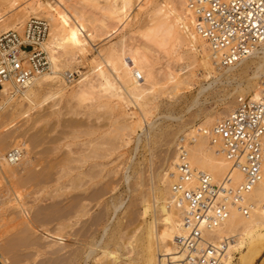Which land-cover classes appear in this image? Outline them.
<instances>
[{
	"label": "rangeland",
	"instance_id": "obj_1",
	"mask_svg": "<svg viewBox=\"0 0 264 264\" xmlns=\"http://www.w3.org/2000/svg\"><path fill=\"white\" fill-rule=\"evenodd\" d=\"M33 1L34 0H30L25 3L20 0L14 8L10 9L4 0H0V16L6 14L3 16L0 26L12 25L13 23L17 24L21 21H23L22 25H24L31 17L48 22L47 18L42 15L40 16V14L35 11L34 13L30 9L28 4H32ZM155 1L160 4L163 3L164 0ZM50 2H52V0H50ZM64 3L65 7H69L66 9H68L70 13L78 11V13L88 21L87 24L90 25L88 29L93 35V38L89 39L88 43L85 45L84 52L78 54L70 61L67 67L60 68L59 76L64 82L66 81L65 72H80V76L84 74V76H89L82 85L91 84L95 92L99 90V84L102 80L98 78L99 76H97V70L95 68L96 62L99 60L98 54H104L110 47L115 50L119 49L121 46L120 40L123 39V43L126 47H134V49H138L148 57V62L153 66V72L156 74L158 84L154 91L155 94H152L147 99L150 100L151 109V112L148 114L145 115L136 104L132 106L133 103L129 105V107L123 106L125 112L129 114V117L134 114L132 116L133 120L140 121V128L137 129L134 134L128 135V145H125V142H123L128 139L127 136L124 137L126 133H122L124 135L119 139L120 143L116 142L118 139L115 140L118 146L114 149H110L112 146L111 143L113 142L109 140V137L114 135L112 132H115L113 130H115L117 124L113 122H116L117 118L103 105L105 103L103 99H97L95 94L87 95V92H85L78 97L69 95L71 93V88L77 89V83L71 86V84H66L65 82L64 85H67L68 90L63 92L62 96H56L54 99L50 97L41 102V97L49 95L50 91L56 89V87L54 88V86H52L53 84L51 81L42 82L38 89L39 97L38 100L35 101V107H31L30 111L24 116L12 115L9 110V106L17 102L20 98L19 96L12 97V99L6 103L7 97L4 95L3 97L0 94V105L2 106V108L0 106V199L3 204L6 203L9 205L6 209L7 211H2L0 209V254L6 258L9 264H54L55 261L53 258H56L57 255H61L66 251L64 250L62 253H56L58 245L56 244L57 248L55 245H52L56 242V236L52 237L53 240L52 238H47L46 240L43 239L41 235L43 230L46 232V229L49 228V231L53 233L55 231L54 228L57 227L53 216L55 214L53 213L55 209L52 210V213H49L50 215L52 214L54 221L50 218L52 216L46 213L48 210L51 212L53 208L50 209L49 206L54 201L39 202V206H42L36 207L31 213L29 207L32 205L33 196H35V199L44 200L49 191V189H44V187L52 184L55 177H61V175L65 177V175L68 174V171L66 173V169L68 167L71 168L70 166L81 168L73 169L75 170L73 172L69 170L72 173L70 175L69 172V175H66V177H75L76 174L81 175L83 174L82 172L86 170L85 174L88 175L87 177H92L91 173L94 172L100 177L110 178V180L114 182L118 181L117 190L114 193L115 195H113L116 197L119 196V204L114 212H109V220L107 219L108 221H106V224L110 221L108 223L110 225L107 224L108 226L114 224L118 219L125 218L128 214L132 216L135 214V218H133L135 225H137L138 222L139 224L143 223V220H154L155 215L153 213L152 216V212H149L145 218L139 216L143 211L142 200L144 199L145 201L146 199L147 203L151 205V209L155 211L157 203L154 199L159 197V191L162 188V186L157 187V178L163 172H167L169 167H171L175 157L174 155H176L175 146L178 138L183 137L189 128L192 126L195 127L208 117H214L213 119L218 121L222 116L224 117L229 114L234 109L236 98L240 96L239 91L249 84L247 82L249 78L253 75L261 76L264 72V64L260 62L257 63L255 60H249L250 62L246 61L243 63L244 65L246 63L248 65L252 63L249 67L246 65L248 69L244 68L246 66L243 64L236 65L237 67H234L228 72L229 75L233 76L230 77L226 74L225 77L228 76V78L225 79L223 76V78H220L221 80H218L219 82L208 86L210 81H206L202 78L203 70L199 63L192 64L194 66L190 67L191 70L186 69L182 71V73H177L179 67H181L180 65H183L184 62L186 64L192 63V55L183 49H178L179 51L177 50L176 53L175 51L170 52L171 49L169 50L170 47H168V45L164 47L163 44L157 41V34L150 35V7L139 5L141 6L139 10L138 7L135 8L139 2L136 3L134 1L131 10L128 12L131 20L125 30L120 31V29L117 28L116 21L107 22L109 20L105 18L107 13L103 8L109 6V4H106L102 0L97 4H94L91 0H66ZM102 20L108 23L104 27L101 25ZM48 24L51 27V23L48 22ZM180 55H183V59H179ZM169 71H171L170 73L175 71L180 78L192 74L196 84L191 88L182 87L176 93L172 91V86L167 84ZM237 90L239 91L236 93ZM242 96L250 95L247 94ZM18 102H20V100ZM121 120L120 118V121ZM75 124H78V126ZM75 131L77 136L75 135ZM95 131L98 133L96 132V134ZM100 131L105 135L108 132L107 134H109V136H105L107 138H104ZM99 134H101L103 136L102 138L105 140L100 138L99 136L101 135ZM69 137H73V139ZM92 139L95 140L93 141L94 143L91 144L90 142ZM87 140H89L88 146H86ZM89 144H91V147ZM96 144L98 145L96 146ZM16 147L23 149L24 160L16 165H11L5 161L4 156L9 150ZM88 147H90V149L86 151ZM91 149L93 152L97 150L99 155H96L98 157L102 154H104L102 156L107 155L104 158H102V156L101 158L94 157L93 154H95V152H91ZM89 151L94 158L91 155L89 156ZM85 152H88L87 157H91L89 158L91 160L85 159L83 155L85 161L84 163L81 162V165V163H79L80 160L76 161L73 159V157L75 159L79 158V154L81 155ZM68 157L73 159V161H71L73 164L70 162L72 159ZM83 157L80 156V159H83ZM67 159H70L68 161L70 163L65 161ZM24 161L30 162L31 165L23 164ZM75 161L79 166L75 165L77 164ZM66 163L69 164V166L67 164V168H65ZM89 165L93 167L90 166V170L88 169ZM60 168L62 172H57ZM87 169L90 171V176ZM96 174H94V177H98ZM76 177L80 176L77 175ZM82 177H84V175ZM35 178H42L45 182V186H40V184L35 185V180H32ZM40 190H43L44 194H40L39 197L29 194L31 191H39L38 193H40ZM113 195L107 194L102 199L109 200ZM64 198L66 199V197L60 199L63 200ZM12 200L13 202L15 201L14 206H10ZM60 202L57 203V208L54 207V204L52 206L56 209H61L62 207L68 208L70 205L68 200H63L62 204ZM60 204L62 206H60ZM63 208L61 211H63ZM93 210L97 211V208L94 207ZM256 217L258 216L256 215ZM44 218H49L52 222ZM123 221L125 220L123 219ZM44 222L47 223L44 225ZM39 225H44L46 228L43 227L44 229L42 230ZM51 225L53 226L51 227ZM160 227L161 223L157 222L156 231L160 230ZM108 228L110 227H107V230ZM42 234L45 236L44 232ZM262 237L256 238L255 243L254 241L248 243L249 246L246 245L243 249L233 252L231 264H264V236ZM29 242L30 244H28ZM67 242L69 241H64L65 244ZM25 243H27L28 246L30 245L29 247L31 249H29ZM36 243H39V246H37ZM33 244L36 246L32 249ZM68 244H70V242L66 245L68 246ZM43 246H46L47 249ZM36 248L39 250H35ZM66 249H68V247H66ZM47 251H49V253Z\"/></svg>",
	"mask_w": 264,
	"mask_h": 264
},
{
	"label": "bare ground",
	"instance_id": "obj_2",
	"mask_svg": "<svg viewBox=\"0 0 264 264\" xmlns=\"http://www.w3.org/2000/svg\"><path fill=\"white\" fill-rule=\"evenodd\" d=\"M4 1L8 4V8L10 9L14 8L15 5L20 2V0ZM22 1L26 3L30 0ZM65 1L52 0V2H50V0H34L32 4H28L33 12L35 11L39 13L40 16H44L45 18H47L48 22L51 23L50 27L48 22L46 21L49 26L50 33L47 37L48 41L46 39L42 44V49L46 52L49 62V69L45 73L35 77L30 86L21 95H19L20 102H18L19 100H17V102H14L9 106V110L12 115L24 116L30 111L31 107L35 105V101L38 100V89L39 86H41L42 82L51 81V83L53 84L52 86H54V88L56 87V89L50 91L49 95L41 97V102L49 99L50 97L54 99V97L56 96H62V93L66 92L68 90V87L66 85L67 82L65 81L66 84L64 85L65 82L59 76L60 68L67 67L70 61H72L78 54H82L84 52V47L88 43L89 39L93 38L92 32H90V30L88 29L90 28V25L87 24L88 21L82 15H80L78 11H73L74 13H70L69 10L66 9L69 7H65ZM91 1L94 4H97L101 0ZM102 1L106 4H109V6H105L103 8L107 13L105 15V18L109 20L107 22L116 21L117 28L120 29V31L125 30L129 21L131 20L128 12L131 10L134 1L136 3L139 2L135 6V8L138 7L139 10L141 9V6L139 5H146L150 7V35L157 34V41L163 44L164 47L168 45V47H170L169 50L171 49L170 52L175 51L176 53L178 49H183L187 53H191L192 55V63L186 64L184 62L185 64L183 63V65H180L181 67H179L177 73H182V71H185L186 69L191 70L190 67L194 66L192 64L199 63L203 70L202 78L206 81H210L208 86L219 82L218 80L220 78H223V76L225 77V75L228 74L231 69L245 63L246 61L248 62L249 60H255L257 63L260 62L264 64L263 43L251 56L238 62L236 64L237 66L234 65L226 68L216 66L212 60L211 53L206 44L196 35L193 30V19L185 10L184 0H164L163 3L160 4L155 0ZM4 15L6 14H3V16ZM3 16H0V22L2 21ZM22 22L23 21L19 23L16 22L17 24L13 23L12 25H2L0 26V32L15 29L17 31H21L24 26L22 25ZM107 22L102 20V27L108 24ZM120 43L121 46L119 49L115 50L114 48L110 47L104 54H98L99 60L96 62L95 68L97 70L96 74L97 76H99L98 78L102 80L101 83L99 82L100 84L99 90H97L98 92L94 91V88L91 84L82 85V83L85 82L89 76H84L85 74L83 76H80V72H73V74L76 73L77 77L80 78L79 80L77 78L70 82L71 86L77 83V89L75 90L71 88V93L69 95L78 97L80 94L85 92H87V95L95 94V97L97 99H103V102H105L103 105L108 108L109 111L117 118L116 122H113L114 124H117L115 130H113L115 132H112L114 133V135H111L109 137V140H112L113 142L111 143L112 146L110 149L117 148L118 144L115 143V140L118 139L116 142L120 143L119 139L123 137L124 134L122 133L124 132L126 133L124 137L127 136L128 139L123 141L122 138V141L125 142V145H128V135L134 134L136 130L140 128V121L133 120L132 116L134 114L129 117V114L125 112L123 106L129 107V105H132L133 103L132 106H135L136 104L140 108V110L144 112L145 115L148 114L149 112H151V109L150 100L147 99L152 94H155L154 91L158 84L156 74L153 72V66L148 62V57L145 54L141 53L138 49H134V47H126V45L123 43V39L120 40ZM182 56L183 55H180L179 59H183ZM250 64L252 63H249V65ZM246 65L249 67L247 63L244 66ZM247 66L244 68L248 69ZM170 72L171 71L168 72L169 75L167 76V84L171 85L172 91L176 93L182 87L191 88L196 84L192 74H190L189 76L185 75L186 77L180 78L175 71H172L173 73ZM67 74L68 73L65 72L64 75ZM135 74H139L142 79L137 80ZM262 75H253L252 77H250L247 81L249 84L244 89L240 88V91L237 90L236 93L239 91L240 96L248 94L252 99H256L258 97L259 81ZM228 76L231 77L233 75L228 74ZM228 76H226L225 79L228 78ZM0 94L1 96L4 95L5 97H7L6 103L7 101H10L12 97H14L8 93L6 87L0 90ZM120 118L122 119L121 121ZM213 118L208 117L203 122L199 123L195 127L192 126L187 130V132H185L183 137L187 139H193L192 144L188 146L189 161L191 165L196 169L209 174L214 182L225 183V178L229 177V179H231V184L237 186L243 182V176L239 169L235 166H232L228 161H226L225 158L220 153H218V146L211 144L209 137L202 134V130L210 129L215 125V122L217 123L220 120L219 119L217 121ZM76 126H78V124ZM96 132L97 131H95V133ZM107 133L105 135L102 132L104 138H107L105 136H109V134ZM75 135L77 136L76 131ZM102 135L99 137L102 138ZM70 139H73V137ZM94 140H90V143H94ZM88 141L89 140L86 141V146H88ZM91 144H89L90 147ZM97 145L98 144H96V146ZM262 145L264 147V136L262 137ZM90 147H88L86 151H88ZM90 151L93 152L92 149ZM90 151L89 153L85 152L84 154H79V158L75 159L73 157V159L76 161L80 160L79 163H84V157L85 159L91 158L87 157V153L89 154V156H92V154H90ZM96 154L99 155V153H97V150L95 154H93L94 157L101 158V156L104 155L102 154L98 157ZM80 156L83 157V159H80ZM105 156H102V158H104ZM174 156L175 157L172 161L171 167H169L167 172H163L157 178V187L162 186V188L159 191V197H154V200H156L155 202L157 203L155 211L151 209L152 207L149 203H147L146 199L145 201L144 199L142 200L143 211L139 214V216L145 218V216L147 217L149 212H152V216L153 213L155 215L154 220H143V223L139 224L138 222V224L135 225L133 221V218H135V214L132 213L133 216L128 214V216L126 215L125 218L118 219L114 224H111V226H108L110 225L108 224L110 221L107 223L108 225L106 224V221L109 220V212H114L117 209V205L119 204V196H114V193L116 192L119 184L118 181L114 182L113 180L111 181L110 178L100 177L94 172L91 173V175L89 171L92 167L91 165H89V170L87 169L89 173H87L92 177H87L88 175L85 174L86 170L82 172L83 174L80 173L82 176L84 175V177L79 174H76V176L78 175L80 177H66V175H69V170H72L73 172L75 171L73 169L81 168H74L73 166H70L72 169L69 168L68 163L73 161V159L68 157L72 160L69 159L70 162H68V159L65 160L68 162L66 163V167L62 165L65 168L68 167V170L66 169V173L68 171V174L65 173V177H62V175L61 177H55L52 184L44 187V189H49L44 200L37 198L35 199V196H33L32 205L29 207V211L31 213V211L36 207L42 206H39V202L54 201L52 204L49 202L51 204L49 206L50 209H53H51V212L49 210L48 212L46 211V213L50 215L49 213H52V210L55 209L53 212L55 213L53 216L54 220L56 221L55 224L57 225V227L54 228L55 231L52 233V231H49V228L46 229V232L45 230H43L44 228H46L44 227V225L47 222H44V225L42 226L39 225V227L41 226L40 229L43 230H41V235L43 237L41 235L39 236L43 239L47 240V238L51 239L52 237L56 236V240H54L57 243L54 242V244H52L55 245V247L56 244L58 245V248L56 247V253H62L64 250L67 251L63 252L61 255H57L56 258H53L55 261L54 264H180V261L183 259V255L176 245V238L182 236L185 232L182 227V205L171 193V185L173 182L171 174L174 172V165L176 162V155ZM23 158L21 161L24 160ZM76 161L75 163H77ZM23 164L31 165V163L28 161H24ZM71 164H73V162H71ZM75 165L77 166L78 163ZM61 168L57 172H62ZM72 172H70V175ZM94 174H96L98 177H94ZM32 180H35V185L40 184V186H45V182L44 180H42V178H35ZM38 192L31 191L29 194L31 196L36 195L37 197H39L40 194H44L43 190H40V193ZM107 194L114 195L111 199L109 198V200H103L102 198ZM63 197H66V199L64 198L63 200H68L70 205L67 208L63 204L66 209L62 207L63 211H61L62 208H56L57 203H59L60 201H62L60 202L61 204L63 203V200L60 199ZM243 199V205L248 206L250 210L248 216L243 215L238 209L231 208L230 214L225 221H223L215 229L206 232L208 236L217 241V244L222 241L226 242L223 264H231L233 259V252L243 249L244 246L248 245V243H251L253 241L255 243L256 238L258 239L264 236V212L259 208L260 204L264 201V182H260L255 185L248 193L243 196ZM14 202L12 200V204H10V206H14ZM53 204L56 208L52 206ZM61 204L60 206H62ZM7 207H9V205L6 203L3 204L2 200L0 199V209L2 211H7ZM94 207L97 208V211L95 210L96 212L93 210ZM256 215L258 217H256ZM50 216H52V214ZM53 216L50 217L52 218V221H54ZM123 219L125 221H123ZM46 220H49V218H47ZM157 222L161 223L160 230L158 231H156ZM52 226L53 225H51V227ZM107 227L110 228H108L107 230ZM43 232L45 233L46 237L44 236V234H42ZM64 241H69L70 244H68L67 246L66 244L69 242L65 244ZM25 244L26 246H28L30 242L28 244ZM33 245L32 249L36 245L39 246V243H36V245L34 246ZM46 246L43 247L46 248ZM66 247H68L69 250L66 249ZM29 249L31 248L29 247ZM37 249L38 248H36L35 250ZM47 252L49 253V251ZM53 253L56 254L55 252ZM0 264H9L7 263L6 258L1 254Z\"/></svg>",
	"mask_w": 264,
	"mask_h": 264
},
{
	"label": "built area",
	"instance_id": "obj_3",
	"mask_svg": "<svg viewBox=\"0 0 264 264\" xmlns=\"http://www.w3.org/2000/svg\"><path fill=\"white\" fill-rule=\"evenodd\" d=\"M184 4L193 19L194 32L206 44L216 66H234L264 43V0H184ZM48 34L47 22L34 17L21 31L0 33V90L6 87L10 95L19 96L35 77L48 71L49 62L42 49ZM135 76L142 79L139 74ZM76 78V73L65 75L69 84ZM202 134L239 169L243 182L234 186L229 177L225 183L214 182L189 161L188 146L193 139L178 138L171 193L183 210L185 233L176 238L183 255L180 264H223L226 242L217 244L206 232L225 221L231 208L248 216L250 210L243 205V196L264 182V73L256 99L237 97L234 109ZM23 154V149L16 147L4 159L17 164ZM259 208L264 212V201Z\"/></svg>",
	"mask_w": 264,
	"mask_h": 264
}]
</instances>
